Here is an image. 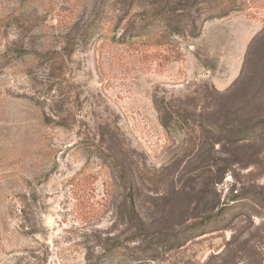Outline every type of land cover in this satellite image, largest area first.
<instances>
[{
    "label": "rangeland",
    "instance_id": "rangeland-1",
    "mask_svg": "<svg viewBox=\"0 0 264 264\" xmlns=\"http://www.w3.org/2000/svg\"><path fill=\"white\" fill-rule=\"evenodd\" d=\"M163 2L0 0V264H264V0Z\"/></svg>",
    "mask_w": 264,
    "mask_h": 264
},
{
    "label": "trees",
    "instance_id": "trees-1",
    "mask_svg": "<svg viewBox=\"0 0 264 264\" xmlns=\"http://www.w3.org/2000/svg\"><path fill=\"white\" fill-rule=\"evenodd\" d=\"M164 2V5H161L162 3L155 5V7L158 8L159 17L167 22L164 29L157 31V33H152L151 31L145 32L143 29L137 30L133 27L132 31L126 32L119 41L122 44H126L146 37L155 38L156 42L167 45L173 40V35H180V33L186 31L189 27L191 29L196 27L190 16L192 12L205 10L211 14V18H221L234 12L238 6V0H207L202 2L186 0L184 4L179 5V7H182V11L185 15L176 19V17L174 18L172 16L178 9L174 8V5L170 4L168 0H164ZM104 261H106V259Z\"/></svg>",
    "mask_w": 264,
    "mask_h": 264
}]
</instances>
